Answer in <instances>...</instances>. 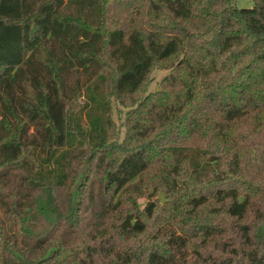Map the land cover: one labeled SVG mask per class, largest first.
Instances as JSON below:
<instances>
[{
  "label": "trees",
  "instance_id": "obj_1",
  "mask_svg": "<svg viewBox=\"0 0 264 264\" xmlns=\"http://www.w3.org/2000/svg\"><path fill=\"white\" fill-rule=\"evenodd\" d=\"M119 1L0 0V264H264L247 225L215 257L190 229L142 242L158 203L146 220L114 203L161 162L190 216L248 214L237 183L264 172V0H128L123 15ZM159 62L162 91L139 99ZM116 104L131 109L123 141ZM194 146L217 165L198 172L182 151Z\"/></svg>",
  "mask_w": 264,
  "mask_h": 264
},
{
  "label": "rangeland",
  "instance_id": "obj_2",
  "mask_svg": "<svg viewBox=\"0 0 264 264\" xmlns=\"http://www.w3.org/2000/svg\"><path fill=\"white\" fill-rule=\"evenodd\" d=\"M128 0H120L117 6L113 9V12H119L123 15L125 12L130 11L132 7L145 11L148 8L147 0H131L132 5L127 11L120 12L118 8L125 9V4ZM236 6L240 9H251L254 7V0H234ZM117 15L116 13H113ZM171 72L169 68V63L159 62L155 68L152 70L151 74L147 78L145 88L139 92L138 98L145 99L149 96H156L155 94L162 91V81ZM84 101V100H83ZM81 104V102H80ZM82 105V104H81ZM130 108L123 107L116 104L113 117L117 127V131L120 134H115L112 139L117 141H123L125 136V128L127 115L130 112ZM99 115V113H96ZM117 133V132H115ZM196 146L202 145V143L195 142ZM189 149H183V155H187L191 161L194 162L198 172L207 171L210 167H215L217 162L208 163V161L203 156V153L196 147ZM174 162V160H173ZM161 162H156V164L151 168V171L145 174L143 177L136 179L133 185L130 187L129 193H122L117 197L114 203L119 201L123 203L126 209L132 211L133 213L140 214L143 219V212L150 202H157V214L153 220L148 221L149 229L144 237H139L142 242L143 240H148L151 236V229L156 226H168L180 229L182 232L186 230H191L190 232L198 233L199 238H194L192 245L195 252L202 253L203 255L211 256H222L221 245L223 242L228 244H233L237 241V231H239L242 225H247L251 228V234L255 239L264 235V172L259 171L257 168H249L245 170L244 179L237 183V187L240 193L244 197L249 195L252 200V206L248 214L242 221H237L236 219H228L227 215L220 210V205H212L203 207L198 216H190L189 211H191L188 205H184V200L180 204L176 200L174 201L165 191L164 186L161 183ZM258 171V172H257ZM260 181L261 188L255 190V187L259 185ZM128 190V191H129ZM98 192L96 191V196ZM163 197L164 203L160 200ZM173 203V204H171ZM169 204L168 207H166ZM175 205L178 206L180 211H174ZM212 207H216L215 210ZM2 210H0V215ZM117 219V216H110V218H104V223L109 224L111 221ZM202 234L206 235V245L202 247ZM209 242V243H208ZM135 244H139L136 242Z\"/></svg>",
  "mask_w": 264,
  "mask_h": 264
},
{
  "label": "water",
  "instance_id": "obj_3",
  "mask_svg": "<svg viewBox=\"0 0 264 264\" xmlns=\"http://www.w3.org/2000/svg\"><path fill=\"white\" fill-rule=\"evenodd\" d=\"M160 200H161L163 203L165 202L162 196L160 197Z\"/></svg>",
  "mask_w": 264,
  "mask_h": 264
}]
</instances>
